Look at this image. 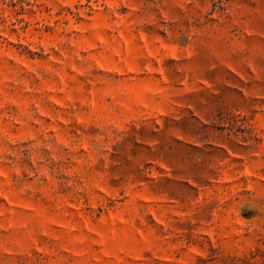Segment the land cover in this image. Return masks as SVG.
I'll return each mask as SVG.
<instances>
[{
	"label": "rangeland",
	"instance_id": "374dc122",
	"mask_svg": "<svg viewBox=\"0 0 264 264\" xmlns=\"http://www.w3.org/2000/svg\"><path fill=\"white\" fill-rule=\"evenodd\" d=\"M0 264H264V0H0Z\"/></svg>",
	"mask_w": 264,
	"mask_h": 264
}]
</instances>
